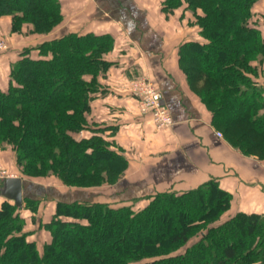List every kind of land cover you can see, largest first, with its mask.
Here are the masks:
<instances>
[{"label":"trees","instance_id":"1","mask_svg":"<svg viewBox=\"0 0 264 264\" xmlns=\"http://www.w3.org/2000/svg\"><path fill=\"white\" fill-rule=\"evenodd\" d=\"M184 1L204 38L179 48L190 88L234 147L264 158V90L254 79L264 62V35L248 21L257 0H167L164 9ZM4 14L13 15V30L25 16L45 33L62 20L59 0H0ZM113 44L109 34H67L12 64L8 87H0V145L16 150L26 174L55 175L78 187L122 177L128 160L111 142L72 135L87 125L96 76L109 66L102 54ZM230 202L216 180L122 206L58 201L46 225L51 239L40 251L24 230L23 207L5 199L0 264H264V217L238 213L222 222Z\"/></svg>","mask_w":264,"mask_h":264},{"label":"crops","instance_id":"2","mask_svg":"<svg viewBox=\"0 0 264 264\" xmlns=\"http://www.w3.org/2000/svg\"><path fill=\"white\" fill-rule=\"evenodd\" d=\"M59 2L62 20L44 34L45 40L89 33L109 34L114 40L102 54L109 66L96 76L88 125L81 135L91 137L89 128H104L106 139L128 160L124 174L112 185L119 200L128 203L164 191L183 193L216 180L231 195L222 222L238 213L264 217V158L244 154L217 134L220 130L212 124L211 112L190 88L179 65L181 44L200 39L197 27L189 24L185 4L167 14L164 0ZM252 12L254 18L264 14V0H257ZM36 46L32 47L35 57L40 55ZM20 57L0 58L1 88L8 87L11 65ZM142 74L162 91L174 119L170 127L158 128L151 114L138 110L139 99L131 84ZM255 78L264 85V62ZM2 186L0 182V204L7 199ZM56 202L55 198L48 202L52 204L48 222Z\"/></svg>","mask_w":264,"mask_h":264},{"label":"rangeland","instance_id":"3","mask_svg":"<svg viewBox=\"0 0 264 264\" xmlns=\"http://www.w3.org/2000/svg\"><path fill=\"white\" fill-rule=\"evenodd\" d=\"M166 1L167 0H164L163 3L164 5H166ZM183 3L185 4V9L189 10L190 14L188 15L191 16L189 24L191 26L197 27L198 36L200 37V39H196V40H204L203 36L200 34V27L197 24L196 12L193 11L190 7H188V4L185 1ZM183 3L173 8L172 6H168L167 8L164 9V11L167 14L172 13L174 8L176 9V8L184 7ZM199 11L200 10H198V12ZM17 15L21 17L23 13L19 11L17 12ZM256 17L257 18H254L253 12L251 10V17L249 18L248 21H250V23L255 24L259 28L261 27L260 29L262 30V33L264 35V14L257 15ZM12 25H13L12 14L0 15V42L4 44L0 48L1 59L11 60L17 58L18 56H23L25 54H30L32 56L36 55L35 51H32V47L44 41H47L45 40V36H44L45 32L36 31L34 27L35 25L31 21H29L26 18V16L23 17L22 23L18 28V30H13ZM261 64L262 63H258L259 68L261 67ZM3 73H4L3 75L7 76L6 70H4ZM142 75L137 77L135 80L139 79ZM254 79L256 80L255 77ZM257 82L258 84L261 85V87L264 90V85L262 84V82L260 81ZM154 85L158 87L155 83ZM91 95L93 96L94 93H92ZM139 102H138V110L140 111ZM87 125L84 129L87 128ZM84 129L82 128L72 132L73 137L78 140H81L83 138L84 139L90 138V137H82L81 134L83 133ZM89 129L91 130V132H93L92 136L97 134L103 136L106 139L105 137L106 135L103 129L100 131L97 130L99 128H95V127ZM95 130L97 131L94 132ZM107 141L111 142L108 139ZM111 144H112V148L118 151L116 148L113 147L112 142ZM0 167L4 169L7 173L13 174L15 176H20L23 179L24 195H25L24 198L27 199V201L26 200L24 201V207L21 208L19 211L20 217L22 221H24V230L28 233L27 234L28 239L34 240L36 242L37 248L40 251H42L43 245L49 242L51 239L50 229L46 225L51 215L50 208H52V204L50 205L48 204V202H50L52 198H55V200L57 199V202L58 201L103 202V203L105 202L110 204L111 206H122L131 203V202L124 203L125 201L119 200L120 197L116 195V189L112 185H114L119 179L115 183L113 182L112 184L103 183L101 185H96L91 187H78V186H70L64 184L62 180L55 175L40 176V175L26 174L24 172L23 166L18 161L16 150L13 149V147L10 145H4V146L0 145ZM2 203L0 204V208L2 206ZM137 206L135 208H138ZM53 209L52 211H55V209L54 210Z\"/></svg>","mask_w":264,"mask_h":264},{"label":"built area","instance_id":"4","mask_svg":"<svg viewBox=\"0 0 264 264\" xmlns=\"http://www.w3.org/2000/svg\"><path fill=\"white\" fill-rule=\"evenodd\" d=\"M3 45L0 42V48ZM131 88L140 99V111L151 114L158 128H167L174 123L169 107L162 100V91L154 85L147 75H142L139 79L133 81ZM217 134L223 137L221 131H217ZM11 176L15 175L7 173L0 167V182Z\"/></svg>","mask_w":264,"mask_h":264},{"label":"water","instance_id":"5","mask_svg":"<svg viewBox=\"0 0 264 264\" xmlns=\"http://www.w3.org/2000/svg\"><path fill=\"white\" fill-rule=\"evenodd\" d=\"M2 195L13 200L15 205L23 207V179L20 176L7 177L2 181Z\"/></svg>","mask_w":264,"mask_h":264}]
</instances>
